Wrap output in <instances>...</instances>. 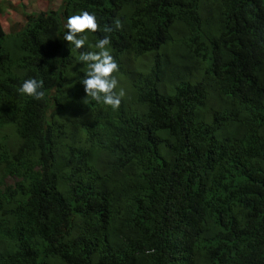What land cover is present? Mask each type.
Masks as SVG:
<instances>
[{"label":"trees","instance_id":"16d2710c","mask_svg":"<svg viewBox=\"0 0 264 264\" xmlns=\"http://www.w3.org/2000/svg\"><path fill=\"white\" fill-rule=\"evenodd\" d=\"M24 17L0 21V264H264V0Z\"/></svg>","mask_w":264,"mask_h":264},{"label":"rangeland","instance_id":"374dc122","mask_svg":"<svg viewBox=\"0 0 264 264\" xmlns=\"http://www.w3.org/2000/svg\"><path fill=\"white\" fill-rule=\"evenodd\" d=\"M4 2L3 12H0V21L4 30L9 34L12 29H19L25 23L24 12H45L58 9L62 0H1ZM12 183L10 179L7 180Z\"/></svg>","mask_w":264,"mask_h":264},{"label":"crops","instance_id":"0c3cea01","mask_svg":"<svg viewBox=\"0 0 264 264\" xmlns=\"http://www.w3.org/2000/svg\"><path fill=\"white\" fill-rule=\"evenodd\" d=\"M2 6H4V2H2V1L0 0V12H3V11H4V9H3Z\"/></svg>","mask_w":264,"mask_h":264}]
</instances>
